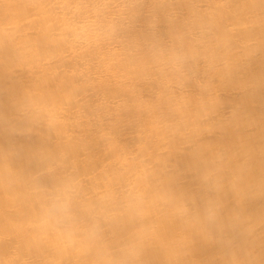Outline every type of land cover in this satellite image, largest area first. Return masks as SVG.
<instances>
[{
  "label": "clouds",
  "instance_id": "obj_1",
  "mask_svg": "<svg viewBox=\"0 0 264 264\" xmlns=\"http://www.w3.org/2000/svg\"><path fill=\"white\" fill-rule=\"evenodd\" d=\"M261 49L264 0H0V81L18 85L11 115L0 100V264H200V242L264 264V129L248 144L244 105L221 115Z\"/></svg>",
  "mask_w": 264,
  "mask_h": 264
},
{
  "label": "bare ground",
  "instance_id": "obj_2",
  "mask_svg": "<svg viewBox=\"0 0 264 264\" xmlns=\"http://www.w3.org/2000/svg\"><path fill=\"white\" fill-rule=\"evenodd\" d=\"M166 29L162 25V32ZM18 85L4 79L0 81V100L3 101V111L5 115H11L9 104L10 97L17 90ZM221 101L223 104L221 115H226L231 107L236 104H243L246 118L252 122L253 127L246 132V142L255 145L258 142L260 130L264 129V49L255 56L249 64L244 67L238 76L231 82L226 83L221 88ZM119 135L123 142L131 144L132 138L130 130L126 127L119 129ZM227 139V134L218 132L215 136L207 138L217 141ZM9 138L5 134H0V144H7ZM17 142L23 145L24 152L30 151L35 146L34 139L17 137ZM95 156H101L102 150L99 144L94 143L91 149ZM177 181L190 196L199 198L202 195V187L192 171V160L187 154L176 157ZM18 165H23V159L18 161ZM252 209L264 208V200L254 202ZM258 241L264 243V224H261L256 232ZM237 244L242 242V238L235 236ZM196 257L200 264H223L217 248L208 242H200L196 248Z\"/></svg>",
  "mask_w": 264,
  "mask_h": 264
}]
</instances>
